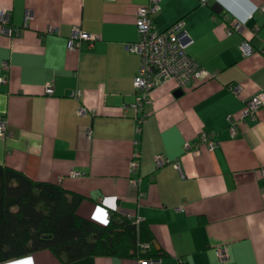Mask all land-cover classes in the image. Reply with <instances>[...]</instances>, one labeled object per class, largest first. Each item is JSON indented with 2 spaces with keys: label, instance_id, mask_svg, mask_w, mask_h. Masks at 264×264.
I'll return each mask as SVG.
<instances>
[{
  "label": "crops",
  "instance_id": "0c3cea01",
  "mask_svg": "<svg viewBox=\"0 0 264 264\" xmlns=\"http://www.w3.org/2000/svg\"><path fill=\"white\" fill-rule=\"evenodd\" d=\"M147 2L0 0L21 28L8 36L0 27V115L7 125L0 164L80 194L82 217L105 224L120 211L141 219L156 264H264V109L241 121L234 136L226 120L264 92V0H160L157 28L184 18L193 39L188 53L212 77L182 89L172 80L157 85L138 131L131 105L140 57L126 45L139 37L136 10ZM235 21L245 24L242 32L227 34ZM74 27L98 38L69 51ZM242 39L252 54L241 52ZM76 89L77 98L70 95ZM202 130L214 132L216 147L186 149ZM135 152L139 167L131 175ZM156 154L169 162L157 168ZM219 248L228 259H219ZM0 264H136V257L63 263L41 249Z\"/></svg>",
  "mask_w": 264,
  "mask_h": 264
},
{
  "label": "trees",
  "instance_id": "16d2710c",
  "mask_svg": "<svg viewBox=\"0 0 264 264\" xmlns=\"http://www.w3.org/2000/svg\"><path fill=\"white\" fill-rule=\"evenodd\" d=\"M82 196L58 183L37 181L0 164V262L49 249L63 263L87 256L158 257L140 251L151 234L113 211L105 224L80 216ZM159 258V257H158Z\"/></svg>",
  "mask_w": 264,
  "mask_h": 264
},
{
  "label": "built area",
  "instance_id": "2783aa9c",
  "mask_svg": "<svg viewBox=\"0 0 264 264\" xmlns=\"http://www.w3.org/2000/svg\"><path fill=\"white\" fill-rule=\"evenodd\" d=\"M206 2V0H202ZM264 13V4L259 7ZM160 9V0H148L144 5H139L136 10V24L139 37L133 42L127 43V49L140 57V65L136 75L133 78V87L135 92V101L132 103L134 117L138 122L137 130L140 131L141 124L147 119L149 111L147 106L150 103V92L157 86L167 81H175L179 88L189 86L193 81H200L212 77V73L203 68L188 53V47L193 43V39L186 29L184 18H179L163 29L157 28L153 14ZM29 14L27 13V17ZM252 15H250V18ZM0 27L1 31L8 36L19 35L21 28L11 24V14L8 10L0 8ZM245 27L244 23L233 22L227 31L231 34L233 31L241 33ZM51 30V29H50ZM98 38V35L83 31L79 27H74L67 38L66 46L69 51L80 47L82 41H87L90 45ZM239 48L244 55H250L254 49L248 39H242ZM5 82V78H1ZM230 90L237 93L240 90L239 85H230ZM46 93H52L50 85L45 87ZM72 97H79L81 91L76 89L70 93ZM259 109H264V92L252 95L244 102L241 114L235 117L231 114L226 115L228 129L231 135L238 131V125L246 117H255ZM83 112L81 108L78 112ZM7 125L5 118L0 115V135L5 134ZM90 131H88L89 133ZM217 145L214 139V132L202 130L195 141L186 142V149H194L200 152L203 147L213 150ZM140 153L135 152L130 163L129 172L134 175L139 167ZM169 161L161 154L154 156L155 166L161 167ZM179 168L178 163L174 164ZM264 176V165L259 168ZM73 175H81L78 171H73ZM130 182L134 186H139L140 177H130ZM177 210L180 208H176ZM128 218H132L136 224L141 219L134 218L129 213H123ZM140 251L146 252L150 249L149 242L139 243ZM218 257L221 261L228 259L225 248L218 249ZM158 257H137L136 264H156Z\"/></svg>",
  "mask_w": 264,
  "mask_h": 264
},
{
  "label": "water",
  "instance_id": "95a60500",
  "mask_svg": "<svg viewBox=\"0 0 264 264\" xmlns=\"http://www.w3.org/2000/svg\"><path fill=\"white\" fill-rule=\"evenodd\" d=\"M213 9L216 11V12H218V13H220L221 12V10H222V6L218 3V2H215L214 4H213ZM250 21V20H249ZM248 21V22H249ZM248 22H247V24H248ZM182 90L181 89H178L177 91H176V93H180Z\"/></svg>",
  "mask_w": 264,
  "mask_h": 264
}]
</instances>
